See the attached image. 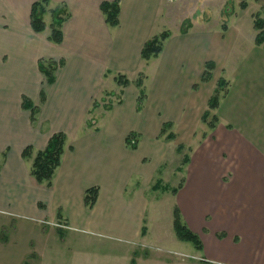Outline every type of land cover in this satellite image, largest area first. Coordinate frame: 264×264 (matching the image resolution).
<instances>
[{"label":"crops","instance_id":"obj_1","mask_svg":"<svg viewBox=\"0 0 264 264\" xmlns=\"http://www.w3.org/2000/svg\"><path fill=\"white\" fill-rule=\"evenodd\" d=\"M35 1L0 0V204H13L41 223L22 232L25 252L36 253L41 264L46 256L47 264H71L59 249L78 245L76 229L154 244V207L171 194L172 225L177 207L201 240L197 259L264 264V45L254 39L247 49H233L230 25L190 29L170 32L158 56L144 60L141 49L163 31L166 2L174 0H118L115 26L101 10L113 0H48L41 32L30 24ZM255 1L264 9V0ZM61 3L69 15L55 43L48 38L50 11ZM41 59L62 61L52 82L40 70ZM208 60L215 67L203 82ZM117 74L129 83L118 84ZM139 74L145 99L137 110ZM220 77L227 92L210 110L217 121L209 127L202 115ZM24 98L36 107L33 119ZM105 99L110 108L102 106ZM165 122L172 139L160 135ZM59 131L66 134L64 152L47 186L30 168ZM131 132L136 148L126 144ZM26 146L29 157L22 156ZM184 146L191 150L180 165L182 186L175 194L159 193L155 176L172 150L180 155ZM93 186L97 197L87 207L85 191ZM126 255L127 264L162 259L154 248L133 246ZM161 263L173 262L165 257Z\"/></svg>","mask_w":264,"mask_h":264},{"label":"rangeland","instance_id":"obj_2","mask_svg":"<svg viewBox=\"0 0 264 264\" xmlns=\"http://www.w3.org/2000/svg\"><path fill=\"white\" fill-rule=\"evenodd\" d=\"M241 1H246L245 8L241 6ZM163 13L166 23L161 26L169 33L205 28L211 31L230 25L233 31L229 32L228 39L235 41L232 43L233 49L242 50L254 45L258 32L253 25L254 20L258 16L264 19V9H261L255 0H174L166 2ZM223 42L225 43L226 40L224 39ZM101 103L102 106L111 104L108 99L102 100ZM179 150L182 156L172 150L159 170L158 176H155L154 184L159 180L160 186L154 189L159 193L171 192V187L179 182L180 165L184 164V156L188 155L191 147L184 146ZM173 203L174 199L171 194L164 195L159 204L154 207V216L158 219L157 223L154 221V244L135 243L108 234L76 229L72 233L78 245L70 248L62 245L59 253L68 258L71 264H127L129 262L126 255L127 249L134 246L139 250L145 248L151 251L154 248V257H162L161 261L168 257L169 262L171 260L173 262L171 264H223L197 259L195 256H200L201 251H198L191 242L181 240L176 236L172 225ZM37 224L41 223L34 216L13 204H0V264H41L38 262L39 258L36 253L25 252L27 242L22 237V232L27 230L28 225ZM159 225L160 229H158ZM46 258L48 262V257ZM161 261H154V264H163ZM47 262L43 261V264ZM64 264H66L65 261Z\"/></svg>","mask_w":264,"mask_h":264},{"label":"trees","instance_id":"obj_3","mask_svg":"<svg viewBox=\"0 0 264 264\" xmlns=\"http://www.w3.org/2000/svg\"><path fill=\"white\" fill-rule=\"evenodd\" d=\"M48 0H38L32 3L31 13H30V24L32 29L35 32H41L45 28L44 23V13L47 11ZM241 6L245 8L246 1H241ZM101 10L105 15L106 22L115 26L118 24V12H119V2L118 0L113 1H105L101 4ZM51 32L48 38L55 42L60 43L62 40V23L68 18V10L64 3L56 5L51 9ZM254 28L258 30L255 36V44L264 45V19L261 17H257L253 22ZM225 29V27H223ZM184 32V31H182ZM169 31H161L160 33L149 38L143 45L141 49V57L144 60H149L150 58L158 56L163 48L164 40L169 36ZM62 65V61L59 63L52 60H43L41 59L39 62L40 70L45 74L48 82L53 81V72L56 70L58 66ZM215 67V63L211 60L206 61L205 69L201 76V81L206 82L210 80L212 76V70ZM142 78L143 75L139 74L138 78L135 80L136 85L139 87V94L137 97L136 109L140 110L143 106V102L145 99V90L142 87ZM115 79L118 84L126 85L129 83V80L123 74H117ZM227 84L228 82L220 77L217 80L216 87L213 90L212 95L208 100V109L204 111L202 115V121L206 122L209 127H214L217 116L210 115V110L218 107L220 99L224 97L227 92ZM41 97L43 98V93H41ZM112 105H105L106 108H110ZM23 106L25 108H29L32 113V119L34 118V113L36 112V107L32 105V103L24 98ZM89 125V123H88ZM171 126L170 122H165L161 128L160 135L166 133V139H172L175 137L172 131L167 132V128ZM66 140V134L62 131L53 133L46 144V146L38 150L33 158V162L30 168V174L36 179L39 183H45L47 186L52 184V177L56 170V168L60 165L61 156L64 152V145ZM126 144L131 148L137 147V134L131 132L126 138ZM183 148V147H179ZM181 150V149H180ZM32 154L31 146H26L22 151L23 157H29ZM189 161V156L186 154L183 159V163H187ZM184 179L182 178L178 185L171 188V192L175 194L178 189L182 186ZM159 180L154 184V187H159ZM98 188L97 186L90 187L86 189L84 196V203L87 207H92L96 197H97ZM173 228L176 236L184 241L191 242L197 249L202 248V243L200 238L196 233L191 231L187 225L184 223L180 211L177 207L174 208V218H173ZM145 231V228H144ZM219 236H223L220 234Z\"/></svg>","mask_w":264,"mask_h":264}]
</instances>
